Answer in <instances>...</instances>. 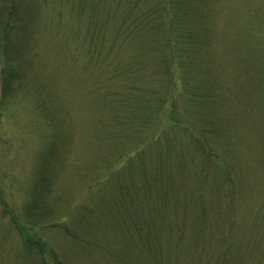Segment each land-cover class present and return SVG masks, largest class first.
Returning a JSON list of instances; mask_svg holds the SVG:
<instances>
[{"label": "trees", "instance_id": "1", "mask_svg": "<svg viewBox=\"0 0 264 264\" xmlns=\"http://www.w3.org/2000/svg\"><path fill=\"white\" fill-rule=\"evenodd\" d=\"M100 1L104 3L107 0ZM31 2L32 0H0V60L4 64L0 72V122L7 117V112L13 110V106L29 102L32 107L30 110L37 116L42 129L45 127L46 131L48 123L41 118V103L36 98L26 95L30 92L31 81L28 86L27 80H23L20 76L19 61L23 59L22 41L28 38H23L22 32L26 26L32 24ZM123 2L128 4V9L121 14L118 25L111 27L112 34L109 39L103 37V44H100L101 48H105L107 41H110L105 53L98 48L94 54H91L92 58L105 59L109 63L107 51L117 35L119 42L130 43L135 39L132 38L135 34L143 32L155 46L150 49L149 54L152 59L157 60V66L153 72H143L139 77L136 74L140 69L128 64L126 58L120 57L112 64L103 65V67L107 65L106 70L114 76L110 80L108 93L101 95V92H98V94L101 98L107 99L114 108L115 115L111 111L109 116H114L113 122H116V127L108 125L105 114L100 115V113L88 123L94 122V125H98L103 138L99 144L101 148L99 158L90 157L89 168L85 166V172L81 171L85 175L83 185L85 192L89 194L88 201L84 204L78 202L74 206L75 215H78H71L69 228L61 222L64 219L52 216L57 212L59 217L61 204L57 202L51 191L43 189L40 181L37 183L36 178L29 194L30 199L23 208L24 212L19 210V213L25 215V226L19 225V220L13 217V222L17 224L13 231L18 233L19 245L15 246L16 252L8 253V257L10 256L8 263L3 257L4 253L3 256L1 254L0 258L5 264H88L86 259L94 256L99 258V264H124L122 262L126 255H123V250L132 246L138 247L136 239L138 237L142 240L144 230L151 238L155 226L153 220L147 216L150 203L146 201L144 204L145 197L141 194L142 190L146 189L144 180L140 192L136 187L140 186L138 183L141 180L140 175L145 177L150 172L151 178L157 180L162 176L164 169L168 168L169 170L164 172L171 175L166 176L164 185L169 186L167 182L170 183L171 176L175 181L181 182L178 174L179 166L173 165V161L182 160L188 171L189 185L191 187L192 184L196 185V191L205 203L231 202L234 190L228 189L227 186H235L239 197H245L247 193V181L243 175L239 176L237 167L235 169L237 158L230 160L226 155V133L229 129L223 127L220 121L216 122L213 117L217 110L225 114L228 104L235 103V100L231 92L219 93L221 84L200 59L205 56V52L201 50L204 45L200 43L199 46L198 37L194 33L195 18L192 6L198 3L200 22L206 10L202 5L203 1L114 0L112 2L113 5L115 4L114 10L118 11V7ZM217 8L221 9L217 6L211 13H215ZM39 12L41 13V16L38 15L39 24L43 27L51 25L54 37L55 32L57 33L58 42L67 44L71 41L68 39V36L72 35L70 26H66L69 18L67 14H62V8L57 7L56 0L42 2ZM102 13L107 17L112 12L104 8ZM107 23L109 21L105 20L106 26ZM98 24L97 19L90 18L83 27L86 35L91 30L94 38L101 29ZM210 27L214 28L211 25ZM77 41L80 42L74 39L73 43ZM134 54L130 52L127 57L132 59ZM259 55L258 53L252 56L260 59ZM95 71L97 69L92 70V73ZM239 105L242 104L239 102ZM66 111L71 112L69 108H66ZM70 118L74 120L73 115ZM40 120L44 121V126ZM92 126L87 125L86 134H89ZM249 131L254 132L253 129ZM255 135H258L257 137L264 144V137L259 133H253L251 138L253 139ZM258 138L255 139L256 142L259 141ZM235 139L236 137L231 136L228 141L236 145ZM236 151L238 146L234 152ZM261 154L259 169L264 167V148ZM86 155V158H89L87 153ZM229 157L232 158L230 154ZM35 171L38 177L42 172V166ZM261 176L264 177V174ZM260 183L264 187V183L262 181ZM114 190H118L119 193H115ZM105 200L111 204V207L102 205V201ZM169 207L167 215L171 224L167 226L164 235L153 241V245L155 243L166 248L167 264L175 257L178 247L190 252L189 248L185 247L188 245L187 236L197 226L189 224L188 227L183 228L185 223L181 224L182 231L187 234L184 236L176 234L172 240L170 234H175V231L171 230V225L176 222L174 218L182 216L188 220L194 214L195 208L189 209L188 213L183 215L178 205H169ZM234 208L235 205L231 202L227 209L229 217L225 222V229L219 232L224 244L222 242L216 253H203V256H197V264H226L228 255L236 245L239 242L244 244V241L237 239L236 236L244 233L245 224L236 222ZM139 209L150 222L142 220ZM251 210L254 211L255 207ZM103 211L109 214V219L101 215ZM0 213L18 216L15 210L12 212L6 207L0 208ZM81 213H84L83 223L78 220ZM207 213V210L203 211L198 228L212 227L210 222L206 221ZM259 213L261 222L256 224V228L257 231L264 232V200L259 206ZM116 234L120 239L117 237L115 240ZM70 235L74 238L71 237V241H66V237ZM52 239H55L54 243H51ZM5 241L4 234L0 245H4ZM62 242L69 243L68 249L71 255L61 252L56 247ZM208 244L203 241V247ZM201 245L200 240H197L196 251ZM74 246L77 249L73 248ZM151 249L156 253L155 246ZM258 261L264 263V254L258 258Z\"/></svg>", "mask_w": 264, "mask_h": 264}, {"label": "rangeland", "instance_id": "2", "mask_svg": "<svg viewBox=\"0 0 264 264\" xmlns=\"http://www.w3.org/2000/svg\"><path fill=\"white\" fill-rule=\"evenodd\" d=\"M44 1L32 0L31 2L32 24L26 26L22 32V37L28 38L22 41L23 59L19 61V65L20 76L23 80H27L28 86L31 81L30 92L26 95L36 98L41 103V118L48 123V129L46 131L45 127L42 129L37 116L30 110L32 107L29 102L13 106L14 111L7 112V117L0 122V208L6 207L12 212L15 210L18 215L11 216L9 213L1 215L0 213V240L4 234L6 235L5 244L0 245V256L4 253L3 257L7 259V263L10 261L8 255L10 252H16V247L19 245L18 233L13 231L17 227L13 217L19 220V225H24L25 215L19 213V210L24 212L23 208L30 199L29 194L36 178L37 183L40 181L43 189L51 191L57 202L61 204L59 217L57 212H54L52 216L64 219L61 222L69 228L71 215L74 216L76 213L74 206L78 202L84 204L88 201L89 194L84 190L85 175L82 172H85V166L89 168L90 157L99 158L98 155L101 153L99 144L103 141L99 126L94 125V122L88 123L100 113V115L105 114L108 125H116V122H113L114 108L110 106L107 99L101 98L98 94L101 92V95H104L110 90V80L114 75L106 70L107 65L120 57L126 58L128 64L140 69V72L136 74L139 77L143 75V72H153L157 66V60L152 59L153 57L149 54L150 49L155 46L143 32L135 34L132 37L135 39L130 43L119 42L118 35L113 37L114 40L111 41L107 51L109 63L105 59L92 58L91 54H94L98 48L105 53L110 41H107L105 48H101L103 37L109 39L112 34L110 29L118 25L121 14L128 9L127 3H121L118 11H115V4L112 3L114 0H107L104 3L100 0H56L57 7L62 8V14H67L69 18L66 26H70L72 35L68 36L71 41L65 44L58 42L56 32L54 37L51 25L43 27L39 24L40 5ZM200 1H203L202 5L206 7L200 22L198 21V3L192 6L195 18L194 33L198 37L199 46L200 43L204 45L201 50L205 52V56L200 59L221 84L219 93L231 92L235 100V103L228 104L225 114L217 110L213 117L216 122L220 121L223 127H228L226 155L230 160L237 158L235 169L237 167L239 176L243 175L247 181L245 197H239L235 186H227L228 189L234 190V200L231 198V202L236 209L235 220L245 224V229L244 233L236 236L237 239L243 240L244 244L239 242L236 245L228 255L226 264H264L258 261V258L264 254V232L257 231L256 228V224L261 220L259 206L264 200V187L260 183V181L264 183V177L261 176L264 174V167L258 168L262 160L261 152L264 144L257 137L258 135L251 138L253 133H259L264 137V0ZM217 6L221 9L217 8L215 13H211ZM104 8L112 12L107 17L103 16ZM90 18L97 19L101 28L94 38H92L91 30L86 35L83 29ZM105 20L109 21L107 26ZM210 25L214 28L211 29ZM74 39L80 42L73 43ZM130 52L135 53L132 59L127 57ZM258 53L260 59L252 56ZM196 58L198 60V57ZM105 64L107 65L103 67ZM3 65V61L0 60V72ZM96 69L97 71L92 73V70ZM239 102L242 105H239ZM66 108H69L72 113L67 112ZM111 111H113L112 117L109 116ZM72 115L74 120L70 118ZM43 120L40 121L44 126ZM87 125H94L89 134H86L88 130L85 131ZM251 129L254 132L249 131ZM231 136L236 137L234 141L236 145L229 143ZM256 138L259 139L258 142L255 141ZM237 146L238 151L234 152ZM86 153L89 158H86ZM173 165L179 166L178 174L181 182L175 181L171 176L170 183L167 182L169 186L164 185L166 176L171 175L164 172L169 170L168 168L164 169L162 176L157 180L151 178L150 172L145 177L140 175L141 180L138 182L140 186L136 187L140 192L141 183L144 180L146 189L145 191L143 189L141 194L145 197L144 204L146 201L150 203L147 216L153 220L155 226L151 238L144 230L142 240L138 237L136 239L138 247L132 246L123 250V255L126 257L122 263L167 264L166 248L155 243L153 245V241L164 235L167 226L171 224L167 215L169 205H178L183 215L187 214L189 209L195 208L194 214L188 220L182 216L174 218L176 222L171 225V230L175 231V234H170L172 240L176 234L186 235L187 233H184L182 229L189 224L197 226L187 236L188 245L185 247H188L190 252H185L183 248L178 247L175 257L170 259L168 264H197V256H203V253H216L222 242L224 244L219 232L225 229V222L229 217L227 209L231 202L205 203L199 197L196 185L192 184V187L189 185L188 171L182 160L173 161ZM39 166H42V172L37 177L35 170ZM114 192L119 193L118 190ZM102 205L111 207L106 200L102 201ZM254 207L255 210L257 208L256 211L251 210ZM204 210L208 212L206 221L210 222L212 227L198 228ZM83 215L84 213H81L78 218L80 223L84 222ZM101 215L109 219L106 211H103ZM139 216L143 221L150 222L141 210ZM181 224L185 226L182 228ZM71 237L74 238L70 235L65 240L71 241ZM117 237L120 239V236L116 234L115 240ZM54 240L52 239L51 243H54ZM197 240L202 243L198 251L195 246ZM203 241L209 244L203 247ZM253 243L255 244L252 245ZM58 246L56 245L61 252L71 255L68 249L69 243L62 242ZM152 246H155L156 253L151 249ZM82 254L76 255L81 257ZM86 261L88 264L100 263L97 256L88 258ZM0 264H5L1 258Z\"/></svg>", "mask_w": 264, "mask_h": 264}]
</instances>
